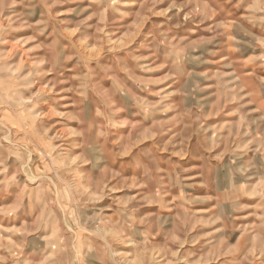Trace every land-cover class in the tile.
I'll list each match as a JSON object with an SVG mask.
<instances>
[{"label":"rangeland","instance_id":"obj_1","mask_svg":"<svg viewBox=\"0 0 264 264\" xmlns=\"http://www.w3.org/2000/svg\"><path fill=\"white\" fill-rule=\"evenodd\" d=\"M0 264H264V0H0Z\"/></svg>","mask_w":264,"mask_h":264}]
</instances>
